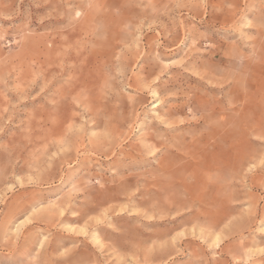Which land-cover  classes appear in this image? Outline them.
I'll return each instance as SVG.
<instances>
[{
  "label": "rangeland",
  "instance_id": "374dc122",
  "mask_svg": "<svg viewBox=\"0 0 264 264\" xmlns=\"http://www.w3.org/2000/svg\"><path fill=\"white\" fill-rule=\"evenodd\" d=\"M0 264H264V0H0Z\"/></svg>",
  "mask_w": 264,
  "mask_h": 264
}]
</instances>
